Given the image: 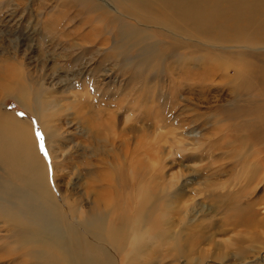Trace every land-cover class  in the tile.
Instances as JSON below:
<instances>
[{"label":"rangeland","instance_id":"obj_1","mask_svg":"<svg viewBox=\"0 0 264 264\" xmlns=\"http://www.w3.org/2000/svg\"><path fill=\"white\" fill-rule=\"evenodd\" d=\"M110 1L125 13L123 0ZM10 2L0 9V116L32 124L48 158V143L56 147L55 194L62 208L69 205L65 194L108 216L114 193H123L118 203L123 209L127 197L134 207L147 191V198L154 194L159 207L153 219L159 225L149 226L152 231L167 219L182 227L192 214L184 238L193 261L264 264V152L254 155L260 144L255 148L241 143L254 117L235 118L226 112L248 104L252 96L251 106L264 104L254 99L264 90L250 92L239 79L226 83L222 77L202 86L183 79L184 69L170 56L155 71L131 67L128 63L138 51L130 57L121 53V33L127 27L120 32L118 28L120 21L133 24L135 19L117 12L97 18L95 14L109 11L102 3L93 8L61 0ZM155 9L156 17L163 18L162 9ZM179 34L180 45L196 49L199 43L190 31ZM163 41L176 42L169 37ZM218 46L202 45L230 59L242 53L245 62L264 67V48ZM201 65L189 58L187 68L198 71ZM236 66L229 68L230 78ZM253 75L261 81L262 70ZM19 84L29 102L17 95ZM3 172L0 169V190L10 202L12 189ZM10 233L0 223V264H15ZM153 239L145 250L159 253L143 256L147 264H176Z\"/></svg>","mask_w":264,"mask_h":264},{"label":"bare ground","instance_id":"obj_2","mask_svg":"<svg viewBox=\"0 0 264 264\" xmlns=\"http://www.w3.org/2000/svg\"><path fill=\"white\" fill-rule=\"evenodd\" d=\"M10 1L17 2L7 0L6 3L0 0V9L4 4L11 3ZM75 2L90 4L93 8L104 4V11L107 8L109 11L95 14L97 18L111 15L109 12L114 14L117 12V15L130 18V21L135 19L133 24L126 23L125 20L120 21L118 29L120 32V29L127 27L121 33L124 39L119 45L123 50L121 53L125 56L138 51L133 62L128 63L137 70L159 69L170 56L184 69L183 79L191 78L202 85L218 77H222L226 83L233 82L236 78L239 79L241 87L250 92L258 88L264 90V67L256 68L255 64L245 62L242 53L230 59L225 54L203 48L215 45L264 48V0H123V3L127 4L125 13L115 8L110 0H61V3ZM156 6L162 9L160 16L165 19L156 17ZM160 25L162 27H158ZM180 30H188L196 37L199 44L194 45L195 50H191L188 45L179 44L176 36L180 35ZM201 36L212 42L207 44L208 42ZM168 37L176 42L168 41L170 44H167L163 40H168ZM106 41L107 39H104L103 42ZM189 58L202 63L200 70L193 71L187 68ZM234 63L237 64L236 72L230 78L228 70ZM258 70H262L261 81L253 75ZM19 86L21 87L18 88L17 95L29 102L25 89L21 84ZM254 99L264 102V93H260ZM251 105L253 96L248 100V104L227 109L226 112L235 118L251 115L254 117L253 125L242 135L241 143L255 148L256 144H260L258 151H253L256 155L264 152V104L257 107ZM28 107L33 110L32 104ZM4 116L5 118L0 116V169L4 171L3 174L12 189V200L7 202L5 192L0 190V223L11 231L15 247L10 253L15 256L13 258L15 264H147L143 256H154L159 253V250L154 248L150 251L145 250L153 238L160 242L158 246L167 249L168 260L175 261L176 264H204L203 260L193 261V258L188 257L192 249L188 248V242L186 243L188 238H184V235H187V224L192 214H188V220L183 222L182 227L172 224L167 219L165 222L162 221L161 228L157 227V231H152L149 226L159 225L158 219L153 221L159 207L155 200L156 196L153 194L154 198H147V191L140 198L136 197L138 200L134 207L130 204L131 197H127L128 206L123 207L124 210L118 205L123 199V193H120L121 191L118 194L114 193V205L111 206L108 216L103 214L100 208L94 205L81 206L82 202L80 205L73 201L74 198L65 194L63 197L69 205L63 209L57 193L55 194V190L59 188L56 185V171L59 165L56 161L58 156L55 154L56 147L48 143V158L41 150L40 141L32 124L26 123L24 119L21 121L20 118ZM9 119L11 121H8ZM47 119L48 116L46 120H42L43 126L44 123L48 124ZM53 127L58 129L56 126ZM43 129L45 131L44 127ZM261 162L264 163V156ZM66 210H70L71 213H66ZM103 215L105 218H102Z\"/></svg>","mask_w":264,"mask_h":264}]
</instances>
